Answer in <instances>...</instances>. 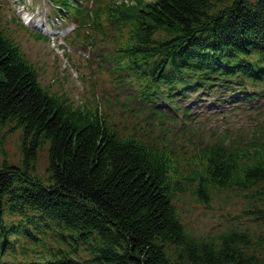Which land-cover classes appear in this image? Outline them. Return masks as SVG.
<instances>
[{"label": "trees", "instance_id": "16d2710c", "mask_svg": "<svg viewBox=\"0 0 264 264\" xmlns=\"http://www.w3.org/2000/svg\"><path fill=\"white\" fill-rule=\"evenodd\" d=\"M52 1L74 14L73 42L109 38L106 72L133 92L105 90L102 103L51 92L0 3V126L20 130L22 153L0 164V264H264V236L198 234L177 203L235 190L264 219V103L252 106L264 95V0ZM200 89H239L253 116L234 137L178 150L179 114L195 123L181 98ZM162 98L172 113L152 103Z\"/></svg>", "mask_w": 264, "mask_h": 264}, {"label": "rangeland", "instance_id": "374dc122", "mask_svg": "<svg viewBox=\"0 0 264 264\" xmlns=\"http://www.w3.org/2000/svg\"><path fill=\"white\" fill-rule=\"evenodd\" d=\"M0 3L8 30L37 67L41 84L51 92L67 96L75 103H93L96 100L102 103L105 90L113 92V97L121 90L122 98L133 92L130 85L122 84L118 78L112 79L106 72L110 63L103 65L102 54L109 48V38L97 33L95 41L91 37L87 40L82 34L80 40L73 42L72 34L78 25L73 13L60 9L52 0H1ZM92 29L88 32L93 35ZM38 32L46 39L37 37ZM205 90H193L181 98L183 105L191 107L195 123L183 119L182 112L179 114L177 126L185 123L186 132L189 133L179 135L181 144L178 150H193L201 138L214 140L224 134L234 137L253 116L247 111L249 102L241 101L242 95L238 96L239 89L226 92ZM247 90L253 91V88L247 86ZM152 103L160 110L173 112L163 98ZM261 103H264V95L252 100V106ZM113 107L120 109L117 104H113ZM199 122L201 131L192 136ZM20 147V130L0 126V164L4 159L19 164L22 160ZM36 166L37 173L45 179L48 176L47 145L39 151ZM178 199V210L183 221L198 234L214 236L237 227L249 228L254 240L264 236V219H256L255 214L247 213L253 207V199L246 193L214 190L207 200H201L185 192ZM257 250L263 252L264 246Z\"/></svg>", "mask_w": 264, "mask_h": 264}]
</instances>
